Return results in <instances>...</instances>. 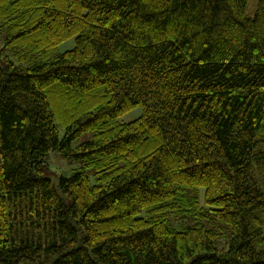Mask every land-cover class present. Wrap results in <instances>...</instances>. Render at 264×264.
Instances as JSON below:
<instances>
[{
  "label": "trees",
  "instance_id": "1",
  "mask_svg": "<svg viewBox=\"0 0 264 264\" xmlns=\"http://www.w3.org/2000/svg\"><path fill=\"white\" fill-rule=\"evenodd\" d=\"M247 3L0 0V264H264Z\"/></svg>",
  "mask_w": 264,
  "mask_h": 264
},
{
  "label": "rangeland",
  "instance_id": "2",
  "mask_svg": "<svg viewBox=\"0 0 264 264\" xmlns=\"http://www.w3.org/2000/svg\"><path fill=\"white\" fill-rule=\"evenodd\" d=\"M257 6V0H248L247 7H246V15L248 17H253L255 14ZM73 46V41L68 40L64 42L63 44L60 45V50L62 49H67L68 47ZM3 48V40L0 35V56L3 55L2 52ZM140 114L139 110H135L127 115H125L121 120L124 122H128L136 117H138ZM85 137V136H84ZM82 137V139L84 138ZM80 142V139L75 141L73 145L77 144ZM80 162L76 159H67L62 157V155L58 156H53L49 159V163L47 165V169L45 171V175L51 177L54 181L57 177L63 175V176H69L71 175L74 171L79 169Z\"/></svg>",
  "mask_w": 264,
  "mask_h": 264
},
{
  "label": "water",
  "instance_id": "3",
  "mask_svg": "<svg viewBox=\"0 0 264 264\" xmlns=\"http://www.w3.org/2000/svg\"><path fill=\"white\" fill-rule=\"evenodd\" d=\"M53 156H54V154H53Z\"/></svg>",
  "mask_w": 264,
  "mask_h": 264
}]
</instances>
